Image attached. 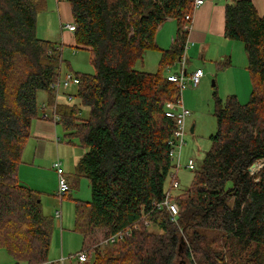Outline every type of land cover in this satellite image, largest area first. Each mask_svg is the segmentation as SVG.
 <instances>
[{
	"label": "trees",
	"instance_id": "16d2710c",
	"mask_svg": "<svg viewBox=\"0 0 264 264\" xmlns=\"http://www.w3.org/2000/svg\"><path fill=\"white\" fill-rule=\"evenodd\" d=\"M69 1L77 25L73 47L89 49L96 69L77 73L75 96L89 108L88 118L76 103H56L51 85L61 75L63 44L38 36L46 0H0V248L16 264H41L49 256L54 216L44 213L41 191L19 177L44 91V110L56 105V123L85 149L75 172L91 187V200L75 199V231L90 257L85 264H176L184 247L188 264H264V15L253 0H232L225 16V36L245 46L251 97L243 103L236 94L214 95L218 130L190 187L173 196L176 220L156 206L173 167L176 124L166 112L181 98L161 70L184 54V18L193 0ZM171 17L178 32L163 49L156 33ZM147 50L161 52L159 71L135 68ZM230 64L229 58L220 63ZM129 229L106 251L91 248Z\"/></svg>",
	"mask_w": 264,
	"mask_h": 264
},
{
	"label": "rangeland",
	"instance_id": "374dc122",
	"mask_svg": "<svg viewBox=\"0 0 264 264\" xmlns=\"http://www.w3.org/2000/svg\"><path fill=\"white\" fill-rule=\"evenodd\" d=\"M62 1L70 3L68 0ZM56 4V0L46 1L45 9L38 14L37 29L39 37L49 38L52 41L63 44L62 56L64 61L61 66V78H63L66 73L70 72L80 74L95 73L96 69L91 60V51L86 48L73 47L72 43L74 39H72L70 31L63 28ZM258 5L260 7L259 10L262 9L261 13L264 14V0L258 2ZM71 22L74 21L71 12H69L63 20V25ZM44 27L49 28L48 32L43 31ZM229 42L230 43L227 45L219 44L214 46L213 44L212 49L209 51L203 49L201 45L198 49L194 48L192 45L190 46L188 55L186 54L188 57V64L186 66L188 72L192 73L194 70L200 68L204 71V76L199 86H188L182 90L181 104H176L174 106L176 108L178 107V110H180V107L188 109L190 115L186 118V141L182 146L179 163L176 158L173 159V167L166 181V188L168 189L170 183L173 181V174L177 172L180 187L174 189L173 194L185 191L193 182L195 170L187 168L189 159L193 158L196 168H199L206 153L213 145L211 136L216 134L218 130L214 95L219 93L218 95L223 100H226L229 95L236 94L243 103L248 102L251 97L253 80L244 43L238 40H229ZM222 55L223 59L229 58L231 60L229 66L222 67L220 65ZM160 60L161 53L156 50H150L148 53L145 52L143 59L136 61L135 68L157 72L160 70ZM180 69V61H177L169 67H163L161 71L164 76H167L170 73L180 71ZM71 91L75 92L76 88H72ZM44 95V91H40L38 94V101H41V97H44ZM62 99L64 100V98ZM71 102L81 107L83 118L89 117V108L81 105V100L77 96H75ZM58 126L60 128V140L58 142L61 144L60 148L52 147V150L50 149L48 151V159L44 162L43 167L37 166L36 164L31 165V161L29 159L27 160V157L23 158L22 156V163L26 165L25 175L28 176V179H20L32 186L33 184L31 183H40L42 185V188H40L41 190H37L41 191L43 211L45 214L52 216L56 209H62L63 211L62 225L59 220L54 218V221H58L59 225L57 233L54 235V224L48 257H61L64 232L66 257L69 256L68 253H72L73 259H71V264H76L78 263L76 254L82 251L83 248V236L81 233L75 231V199H78L77 196H79L82 199L90 200L91 187L89 185V179L85 176L81 177L74 186H71L70 191L66 195L62 197L58 195V175L55 168L52 167L53 163L61 159L64 162L66 173L74 174V171H71L72 162H74L76 158L79 159L82 155V151H84L80 139L73 138V141L69 142V138L66 137L62 125ZM192 127H194L193 132L191 131ZM177 164H179L178 169L176 167ZM151 229L154 231L159 230L156 226H151ZM109 246L110 245L102 246L98 242L91 246V248H93V251L95 248L104 252ZM0 252L9 256L8 251L4 248L1 249ZM51 262H53V260H50L47 264H52ZM176 264H188V260L185 256V247L180 252Z\"/></svg>",
	"mask_w": 264,
	"mask_h": 264
},
{
	"label": "crops",
	"instance_id": "0c3cea01",
	"mask_svg": "<svg viewBox=\"0 0 264 264\" xmlns=\"http://www.w3.org/2000/svg\"><path fill=\"white\" fill-rule=\"evenodd\" d=\"M51 1H54V0H51ZM231 1L232 0H207L203 6L195 10V12L193 13V20H192L191 28L189 30L188 38H187V42L189 46L186 52L187 55L190 51V46L192 45L194 48H197V49L201 45L203 49H206V51H209L210 49H212L213 44L214 46H216L219 44L227 45L230 43L229 42L230 39L225 36V16H226V5L227 3ZM56 2H57L56 5L58 8L60 17H61L62 26H63V20L64 18H66V15L69 12H71V16L74 21L71 3H68L62 0H56ZM253 2L258 8L259 13L261 15H264L261 13L262 9L259 10L260 7L258 5V2H261V0H253ZM178 27H179L178 21L173 17L167 19L164 23H162L159 26L155 39H156V43L158 44L160 48L167 49L173 45V42L175 41V38L177 36ZM48 30H49L48 27L43 28L44 32H48ZM37 33H38V29H37ZM70 33L72 35V39H74V33L71 31ZM45 39H49V38H45ZM148 51L150 50H147L146 53H148ZM156 51L161 53L159 50H156ZM221 59L223 60V55L221 56ZM44 93H45L44 97H41V101L39 100L40 101L39 102V116L36 119H34L32 122L31 136L23 151V158L27 157V160L29 159L31 161V165L36 164L37 166H40V167H43L44 162L48 159V151L50 149L52 150V147L60 148L61 146V144L58 143L60 140V128L58 126L59 124H57L56 121H53L52 119L44 117L47 114L51 115L50 109L44 110L43 108V105L47 103V100H48V94L46 92ZM63 101L64 100L61 98L60 102H63ZM84 152H85V149L84 151H82V154ZM58 160H61V159H58ZM78 160L79 159L76 158L75 161L72 162V165H71L72 167L71 171H74V174L66 173L64 162L61 160L62 167L64 168V171H65L64 174L67 177L69 184H70V189H71V186H74L75 183H77V181L80 180L81 177H85L82 175L77 176L75 173ZM54 163L52 165L53 168H55ZM25 171H26V165L24 163H21L19 167V177L26 180L28 179V176L25 175ZM57 175H58V172H57ZM73 176L75 177V179ZM58 181H59V178H58ZM22 182L35 189L42 188L41 187L42 185L40 183H31L33 184L32 186L24 181ZM57 190H58V186H57ZM77 198L81 200H85L79 196H77ZM85 201H89V200H85ZM57 210L61 211L60 217L55 216V213ZM53 215H54V218L59 220L62 225V222H63L62 209H56ZM54 224H55V232H54L55 234L54 235H56L57 230H58V225H59L58 221L57 222L54 221ZM64 237H65V233L63 232L61 257L60 258L48 257L47 261L41 264H47L50 260H53V262H51L53 264H71L72 262L71 259H73L72 257L73 255L72 253H68L69 256L66 257L67 253L65 249ZM1 249L3 248H0V251ZM8 255L9 256H6L2 252H0V264H16L15 259L10 254Z\"/></svg>",
	"mask_w": 264,
	"mask_h": 264
},
{
	"label": "built area",
	"instance_id": "2783aa9c",
	"mask_svg": "<svg viewBox=\"0 0 264 264\" xmlns=\"http://www.w3.org/2000/svg\"><path fill=\"white\" fill-rule=\"evenodd\" d=\"M207 0H193L194 6H193V11L191 13H187L185 15V26L184 29L190 30L192 20H193V13L195 10L201 6H203L206 3ZM63 28L74 32L77 28V25L75 22L67 23L63 25ZM188 42H186L185 45V51L182 57L180 58V66L181 69L178 72L175 73H170L167 75V78L169 81L174 82L178 88L182 91L188 86L192 87H197L201 83V80L204 76V71L200 68L194 70L192 73L188 72L187 69V64H188V57L186 56V52L188 50ZM81 80L80 77L77 75V73H66V75L61 78V76L52 83L51 87L55 91L56 94V103L60 102L61 98H64L63 102H68L70 103L74 97L75 93L71 91L72 88H78ZM176 104H181V98L178 99V102L175 104H169V109L167 110L166 114L167 116L171 117L174 119L176 128L173 132V136L170 140V144L172 145V150L170 152V155L172 159H177L178 163L180 160V154L182 150V146L185 144V136L187 133L186 130V118L190 115V111L184 107H180V110H178L176 107H174ZM43 107H47V104L45 103ZM48 109L51 110V115H45V118L52 119L53 121H56L60 118L58 113L56 112V105L52 107H48ZM179 164H177V169H178ZM54 167L58 172V194L59 196L65 195L66 192L70 190V184L67 179V177L64 174V168L62 167V162L61 160H57L54 163ZM187 168L193 170L195 169V160L193 158L189 159L187 163ZM173 181L170 183L169 189L166 192L165 198L163 201L156 203V206L158 209L166 208L170 215L172 216L173 220L177 219L178 213H179V205L177 202L174 200L173 196V190L178 189L180 187L179 182H178V176L177 172L173 174ZM56 217L61 216V211L57 210L55 213ZM149 224V222H147ZM130 233L129 230L125 231H120L116 234H111L101 240L99 243L102 246H107V245H112L118 240L124 239L126 236H128ZM76 257L78 259L79 264H85L89 262L90 257L88 255V252L86 250H82L76 254ZM63 261V260H62ZM53 264V263H52Z\"/></svg>",
	"mask_w": 264,
	"mask_h": 264
},
{
	"label": "water",
	"instance_id": "95a60500",
	"mask_svg": "<svg viewBox=\"0 0 264 264\" xmlns=\"http://www.w3.org/2000/svg\"><path fill=\"white\" fill-rule=\"evenodd\" d=\"M191 131H192V132L194 131V127L191 128ZM256 168H257V165L254 164V165L252 166V169L254 170V169H256Z\"/></svg>",
	"mask_w": 264,
	"mask_h": 264
}]
</instances>
